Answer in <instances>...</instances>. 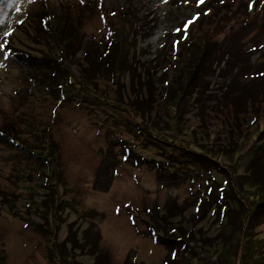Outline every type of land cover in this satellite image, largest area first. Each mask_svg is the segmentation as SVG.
<instances>
[{
  "label": "rangeland",
  "instance_id": "374dc122",
  "mask_svg": "<svg viewBox=\"0 0 264 264\" xmlns=\"http://www.w3.org/2000/svg\"><path fill=\"white\" fill-rule=\"evenodd\" d=\"M43 1L63 2L69 12L83 10L82 48L70 51L75 74L85 62L86 41L110 40L122 23L131 47L135 95L144 103L150 90L154 107L143 118L124 108H104L88 93L81 101L74 96L50 109L65 181L53 194L51 215L44 224L51 229L52 250L20 215L9 214L0 196V246L8 263L91 264L94 248L83 238L89 228L88 235L98 237V250L108 253L112 264H160L165 257L171 264H264V223L247 239L239 236L238 223L227 236L210 208L197 214L189 185L169 182L167 169L158 179L154 170L126 162L119 154L124 147L144 155L155 149L168 153L171 143L170 157L178 167H186L181 153L196 152L207 163L217 162L220 169L232 171L239 183L264 188V0ZM32 2L0 0L2 45L33 53L49 48L27 20ZM199 47L210 53L204 66ZM130 78L124 76L113 86L100 81L94 92L102 98L105 90L112 92L111 86L127 95ZM19 81L16 64L0 54V125L12 118L19 130V122L35 110L39 121L47 122L50 116L43 110L49 112L52 106L47 96L39 93L21 102L22 97L12 98ZM25 163L21 152L0 139V193L16 200L22 216H27L25 207L34 196V189L14 175ZM38 193V198H45L44 192ZM168 199L185 210L188 226L196 231L198 241L191 242L190 252L180 245L169 252L130 222V211L154 203L161 208Z\"/></svg>",
  "mask_w": 264,
  "mask_h": 264
},
{
  "label": "trees",
  "instance_id": "16d2710c",
  "mask_svg": "<svg viewBox=\"0 0 264 264\" xmlns=\"http://www.w3.org/2000/svg\"><path fill=\"white\" fill-rule=\"evenodd\" d=\"M35 5L37 7H34ZM32 6L33 9L31 8L27 13V20L33 26L37 38L41 37V42L45 41L49 48L40 53H33L27 49H15L8 43L3 44L0 54H5L13 60L20 77L19 84L11 94L13 99L18 100L22 97L19 100L21 102L24 98H30L31 95L36 97L39 93L44 94L52 105L49 112L47 109L43 110V113L47 112L49 117L50 109L59 104L62 105L63 101L74 96L81 101L89 93L87 97L97 99L104 108H124L130 114L140 115L143 118L151 114V109L154 107L151 95L153 92L149 90L150 97L144 103L138 102L135 95L136 89L131 75V47L128 45V32L125 34L122 23V27L118 26L120 31L114 37L111 36L110 40L101 38L92 40L90 43L86 41L82 51L85 62L80 63L78 72L75 74L72 72L73 61L70 51L72 49L78 51L82 48L80 30L83 17L80 13H83V10L69 12L65 11L63 2L47 3L43 0H33ZM84 13L86 14L85 11ZM109 30L116 32L111 25ZM199 45L202 46V43L200 42ZM199 48L202 50L199 61L204 66L210 53L205 47ZM127 75L131 77L127 95L111 86L112 92L109 90L108 93L105 90L106 94L102 98L94 92L98 82H109L113 86L115 83H122L121 78ZM201 76H206L203 70ZM179 95L184 96V94ZM179 95L178 98H180ZM173 105L176 106V104ZM35 111L30 112L29 117L19 122V130L16 129L12 118L0 125V139L21 152L26 160L25 165L20 166L14 175L21 180L20 182L34 189L32 190L34 196L25 207L27 216H22L16 208V200H9L3 192L0 196L3 197L4 202H7L6 209L9 214L20 215L25 224L45 237L50 246L49 250H52V237L49 236L51 229L44 224L48 225V216L55 201L53 194L65 183L60 158L61 146L54 137L52 122L54 116L51 115L47 122L42 119L40 122L41 117L36 116ZM167 147L165 151H169L168 153L158 152L155 149L152 155L140 154L139 151L135 153L130 147H124L119 154L122 153L121 158L126 162L154 170L158 179L163 177L167 169L168 174L166 173L165 176H169V182L189 185L188 187L192 190L190 199L197 202L198 209H195L197 214L203 215L210 208L211 215L220 223L222 229L227 231V236H231L230 228L238 223L240 224L239 229L237 228L239 236L247 239L255 227L264 223V188L239 183L232 171L220 169L217 162L207 163L203 158L204 155L196 152L190 155L181 153L180 157L186 167H178L176 161H172L170 157L173 145L170 143ZM28 160H31V164L27 162ZM176 168L178 171L175 170ZM221 170L224 176L219 173ZM98 177L99 175L96 174V182ZM38 192H44L45 198H38ZM11 195L16 194L11 193ZM169 200L165 201L161 208L154 203L152 206L144 204L138 211H130L128 213L130 222L138 233L151 237L157 243H162L169 252L175 245L183 246L185 252H190L192 251L191 242L198 241L196 231L188 226L190 218L186 216L185 210H182L176 202ZM45 209L49 213L44 212ZM34 215L37 219H34ZM70 227L69 224V232ZM88 230L89 228L84 230L83 238L94 248L91 251L94 255L91 264H112L109 262L108 253L98 250V237L88 235ZM49 257H52L51 252ZM229 260L231 259L225 258V261ZM169 261L170 258L165 257L160 264H171ZM0 264H9L5 250L1 246Z\"/></svg>",
  "mask_w": 264,
  "mask_h": 264
},
{
  "label": "snow or ice",
  "instance_id": "6c2138e0",
  "mask_svg": "<svg viewBox=\"0 0 264 264\" xmlns=\"http://www.w3.org/2000/svg\"><path fill=\"white\" fill-rule=\"evenodd\" d=\"M82 2H83V0H82ZM221 2H223V0H221ZM199 3L200 4H204L205 3V0H199ZM251 8H252V4L250 3L249 4V9L251 10ZM195 19V18H194ZM193 21H189L188 23L189 24H191ZM185 27H187V25L185 26ZM177 31H180V29H177ZM3 48V45H0V49H2ZM262 75H264V74H262Z\"/></svg>",
  "mask_w": 264,
  "mask_h": 264
}]
</instances>
